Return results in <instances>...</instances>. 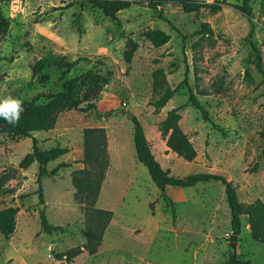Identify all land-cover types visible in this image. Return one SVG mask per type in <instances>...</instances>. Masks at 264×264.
<instances>
[{
	"label": "rangeland",
	"instance_id": "374dc122",
	"mask_svg": "<svg viewBox=\"0 0 264 264\" xmlns=\"http://www.w3.org/2000/svg\"><path fill=\"white\" fill-rule=\"evenodd\" d=\"M69 1L0 0L8 22L3 26L0 20V98L30 101L40 95L37 103L56 119L51 130L32 131L45 154L44 165L48 170L61 162L69 165L42 177L40 209L38 163L26 169L19 164L32 150L31 139L2 133L7 121L0 122V209H19L13 233L9 238L0 233V264H220L233 250L244 260L264 264V243L251 237L245 215L231 247L229 207L220 182L164 191L153 183L136 157L130 120L131 115L140 120L152 153L171 175L221 174L232 181L240 202H264V0L250 2L251 39L260 50L261 68L245 40L247 18L235 8L242 0H198L210 6L197 12H184L171 0L161 7L163 19L146 0H130L135 2L115 13L118 21L88 3L60 8ZM203 23L213 30L209 37L200 32ZM159 32L170 38L157 46ZM126 50L133 51L130 62ZM76 59L62 76L66 63ZM38 60L43 68L33 74ZM157 68L166 71L171 87L183 81L186 71L187 82L154 112L150 101L157 97L152 76ZM92 79L99 84L93 86ZM190 91L221 130L188 102ZM58 92L73 95L80 107L94 108L67 109L41 95ZM177 106H182L179 125L196 150L192 161L169 150L160 135L159 122ZM89 126L106 130L110 167L97 205L115 214L98 250L67 262L56 254L85 241L71 173L83 167L78 162L82 130ZM40 210L62 228L45 233Z\"/></svg>",
	"mask_w": 264,
	"mask_h": 264
},
{
	"label": "trees",
	"instance_id": "16d2710c",
	"mask_svg": "<svg viewBox=\"0 0 264 264\" xmlns=\"http://www.w3.org/2000/svg\"><path fill=\"white\" fill-rule=\"evenodd\" d=\"M80 2V6L84 7L85 3H88L92 7L102 10L108 14L113 20L118 21L116 12L132 2L130 0H71L66 3L62 9L71 7L74 2ZM143 1V0H138ZM147 6L152 10H159V18H164L163 7L167 2L171 0H146ZM181 6L184 12H197L203 7L210 6L209 4L198 0H174ZM251 0H242L240 4H236L235 8L241 12L249 23V31L245 37V40L250 44L252 52L256 59V65L261 68V53L255 42L251 39L255 30L254 13L250 4ZM0 20L3 22V26L8 25L6 19L1 15ZM203 35L210 36L213 34L212 28L208 23H203L200 29ZM169 35L164 32H159V36L154 38V43L160 46L169 40ZM133 51L126 50L124 52V58L127 62L132 59ZM79 62L76 59L72 62L66 63V68L62 72V76L66 74L75 64ZM43 68V63L38 60L33 65V74L40 72ZM166 71L163 68H157L153 71V91L156 93V98L150 101V104L154 107V112H158L163 108L166 103L173 97L179 86L187 82V71L185 72L184 79L175 87H171L166 79ZM98 79H92L91 84L97 86L99 84ZM41 95L47 98H54L62 102L63 107L67 109H76L81 111H87L94 108L93 104H89L85 107H80V102L73 97L70 93L58 92L55 94L42 93ZM38 97L33 98L30 101L22 100L23 112L19 123L12 125L8 122L2 126L1 132L6 134H20L21 136L31 139L32 150L27 153L20 161V167L23 169L28 168L32 163H38V172L36 175V181L38 185L37 194L40 203L44 202L42 177L51 173L56 174L62 167L69 166L67 163L61 162L57 164L53 169L48 170L45 167V154L40 150L37 143V138L32 134V131L37 130H51L55 124V117L51 116L47 106H42L37 103ZM188 102L193 107L199 110L204 120L213 123L208 111L201 104L195 94L192 91L189 92ZM182 106L173 107L167 111L166 116L159 122V131L165 144L169 150L174 152L177 156L183 158L186 161H192L196 156V150L179 125V109ZM3 119L0 118V122ZM130 120L133 125V145L136 153V157L147 169L148 174L153 183L162 191L167 186L172 187H189L194 186L198 182L216 181L220 182L224 186V192L226 201L229 207L230 226L231 233L239 235L241 230V215L247 216V222L251 231V237L264 243V202L256 198L249 203H243L238 200L236 193V187L230 180H227L223 175L209 172H198L186 177H177L170 174L168 169H164L155 158L151 151L150 144L145 136L143 126L140 120L131 115ZM214 128L221 130L217 125L213 123ZM261 137L263 140L262 157L264 160V129L261 131ZM82 148L83 157L80 161L83 164L82 168L76 169L71 173V183L75 189L73 197L75 202L79 205L83 218L85 221V227L82 231L85 238L84 243L76 245L67 249L64 252L56 254L58 259L64 258L67 262H71L76 256L83 251L89 254H93L98 250L101 245L104 233L109 226L113 211L109 209L101 208L97 205L102 182L105 179L106 171L109 167V153H108V141L107 134L104 127H85L82 130ZM168 199V198H167ZM153 204L150 203L152 209ZM18 207L8 206L0 209V233L9 238L15 228V218L18 212ZM40 225L42 230L50 234L53 231H58L62 228L61 225H53L49 222L44 211H39ZM123 264H135L131 261L124 262ZM220 264H257L250 260H244L236 255L235 250L229 258Z\"/></svg>",
	"mask_w": 264,
	"mask_h": 264
},
{
	"label": "clouds",
	"instance_id": "9594fccd",
	"mask_svg": "<svg viewBox=\"0 0 264 264\" xmlns=\"http://www.w3.org/2000/svg\"><path fill=\"white\" fill-rule=\"evenodd\" d=\"M23 110V102L18 97L9 95L0 98V118L9 124L19 123Z\"/></svg>",
	"mask_w": 264,
	"mask_h": 264
},
{
	"label": "crops",
	"instance_id": "0c3cea01",
	"mask_svg": "<svg viewBox=\"0 0 264 264\" xmlns=\"http://www.w3.org/2000/svg\"><path fill=\"white\" fill-rule=\"evenodd\" d=\"M89 127H92V126H89ZM42 131H44V130H42ZM45 132V131H44ZM82 159V154H81V150H80V157H79V161ZM110 167V166H109ZM109 167H108V169H107V171H106V176H105V179H104V181L102 182V186H101V190H102V188L104 187L103 186V184L105 185V182H107V179H108V174H109ZM79 168H82V167H79ZM232 182V181H231ZM101 190H100V194H99V196H101ZM249 203V202H248ZM105 209V208H104ZM114 212H113V217H114ZM242 216V215H241ZM113 217H112V219H113ZM112 221V220H111ZM111 223V222H110ZM110 225V224H109ZM108 228V227H107ZM103 239H104V236H103ZM102 242H103V240H102ZM102 244V243H101ZM101 246V245H100ZM99 246V247H100ZM83 253V252H82ZM81 254V253H80Z\"/></svg>",
	"mask_w": 264,
	"mask_h": 264
},
{
	"label": "water",
	"instance_id": "95a60500",
	"mask_svg": "<svg viewBox=\"0 0 264 264\" xmlns=\"http://www.w3.org/2000/svg\"><path fill=\"white\" fill-rule=\"evenodd\" d=\"M126 115L127 116H129L130 115V112L128 111L127 113H126ZM41 204V208L40 209H42L43 208V206H44V204H42V203H40ZM237 236L238 235H236V234H231L230 235V245H231V247L232 248H234V246H235V239L237 238Z\"/></svg>",
	"mask_w": 264,
	"mask_h": 264
}]
</instances>
